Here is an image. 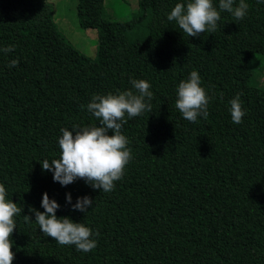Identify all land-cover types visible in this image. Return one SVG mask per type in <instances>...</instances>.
<instances>
[{
    "label": "trees",
    "instance_id": "obj_1",
    "mask_svg": "<svg viewBox=\"0 0 264 264\" xmlns=\"http://www.w3.org/2000/svg\"><path fill=\"white\" fill-rule=\"evenodd\" d=\"M187 2L139 0L137 16L117 21L103 17V0H77L81 27L97 32L91 59L57 30L49 1L0 0V50L15 46L0 51V184L23 206L13 264H264V87L248 83L253 54L264 55V2L245 0L242 20L222 12L215 33L198 37L167 20ZM194 70L210 97L195 123L175 107ZM133 79L150 83L152 111L125 115L132 159L123 178L111 192L54 182L40 162L60 158V130L98 126L92 97L138 94ZM238 94L240 124L230 113ZM45 192L61 205L57 217L93 230L96 248L62 246L39 230L29 209L44 211ZM66 193L93 206L73 210Z\"/></svg>",
    "mask_w": 264,
    "mask_h": 264
},
{
    "label": "clouds",
    "instance_id": "obj_2",
    "mask_svg": "<svg viewBox=\"0 0 264 264\" xmlns=\"http://www.w3.org/2000/svg\"><path fill=\"white\" fill-rule=\"evenodd\" d=\"M248 7L245 0H239L238 4L236 0H219L218 9L213 0H188L186 4L176 3L167 15V20L175 22L188 37H198L205 32L215 33L222 12L231 13L235 20H242ZM14 47H6L0 51L8 53ZM17 63L12 60L9 67H14ZM130 83L138 94L127 90L92 97L87 110L97 118L98 126H73L71 130H60V158L40 162L42 170L53 173L54 182L67 186L77 179H83L94 190L111 192L115 188V182L123 178L126 166L132 159L131 150L127 146L129 141L121 132L123 124L127 123L125 115L138 117L145 111H152L150 101L153 93L150 91V83L142 79H133ZM209 102L210 97L202 87L197 71H192L188 79L179 83L175 107L185 120L195 123L200 116L206 119L209 115ZM230 113L233 123L242 122L246 111L242 108L239 94L230 101ZM6 197V188L0 184V264H13L15 253L12 251L14 242L11 236L17 227L15 217L23 212V206L19 207ZM93 202L91 197L85 195L77 197L76 202L72 203L71 193H66V203L73 210L86 213ZM41 207L44 211L35 208H30L29 211L34 213V220L46 237L53 238L62 246L74 245L78 251L85 253L96 248L97 241L92 239L93 230L67 216L57 217L56 213L61 205L55 199H50L47 192L42 196ZM25 220L33 219L31 215H25Z\"/></svg>",
    "mask_w": 264,
    "mask_h": 264
},
{
    "label": "rangeland",
    "instance_id": "obj_3",
    "mask_svg": "<svg viewBox=\"0 0 264 264\" xmlns=\"http://www.w3.org/2000/svg\"><path fill=\"white\" fill-rule=\"evenodd\" d=\"M53 5V21L57 30L76 49L91 59L97 55V32L95 28L81 27L77 16V0H46ZM140 12L139 0H103L102 15L104 18L117 21L131 20ZM139 30L146 27V23L138 26ZM251 75L248 83L264 87V55L254 53L251 63Z\"/></svg>",
    "mask_w": 264,
    "mask_h": 264
}]
</instances>
